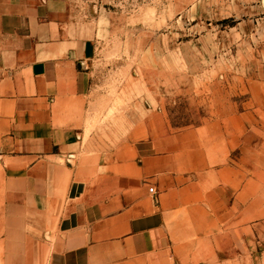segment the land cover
Wrapping results in <instances>:
<instances>
[{"label": "crops", "instance_id": "crops-1", "mask_svg": "<svg viewBox=\"0 0 264 264\" xmlns=\"http://www.w3.org/2000/svg\"><path fill=\"white\" fill-rule=\"evenodd\" d=\"M92 29L0 0V264H264V130L102 123Z\"/></svg>", "mask_w": 264, "mask_h": 264}, {"label": "rangeland", "instance_id": "rangeland-1", "mask_svg": "<svg viewBox=\"0 0 264 264\" xmlns=\"http://www.w3.org/2000/svg\"><path fill=\"white\" fill-rule=\"evenodd\" d=\"M67 3L95 32L89 72L102 123L163 116L177 130L235 109L264 130V0Z\"/></svg>", "mask_w": 264, "mask_h": 264}]
</instances>
